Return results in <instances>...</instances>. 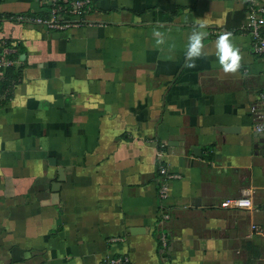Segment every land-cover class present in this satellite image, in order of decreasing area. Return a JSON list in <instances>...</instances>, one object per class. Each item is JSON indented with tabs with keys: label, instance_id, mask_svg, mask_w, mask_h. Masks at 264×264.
Masks as SVG:
<instances>
[{
	"label": "crops",
	"instance_id": "crops-1",
	"mask_svg": "<svg viewBox=\"0 0 264 264\" xmlns=\"http://www.w3.org/2000/svg\"><path fill=\"white\" fill-rule=\"evenodd\" d=\"M92 1L66 17L78 24L48 29L15 16L49 15L50 0H0L18 59L0 77V264H264L251 112L264 56L241 31L247 0ZM193 30L204 48L188 67ZM221 30L240 51L235 72L215 55ZM160 164L179 174L163 202Z\"/></svg>",
	"mask_w": 264,
	"mask_h": 264
},
{
	"label": "built area",
	"instance_id": "built-area-1",
	"mask_svg": "<svg viewBox=\"0 0 264 264\" xmlns=\"http://www.w3.org/2000/svg\"><path fill=\"white\" fill-rule=\"evenodd\" d=\"M51 9L49 15H16L15 19L25 21L30 24L46 27L48 29H63L65 27L78 24V20H68L67 16H81L88 11L93 4L92 0H50ZM242 33L249 34L252 37L253 48L256 53L264 56V3L260 0H247L246 20L241 28ZM223 30H221L222 32ZM226 32V31H223ZM13 51L6 40L0 37V77L4 72L18 61L8 57L7 54ZM259 101L252 105L251 112L254 122V129L257 132H264V91L260 92ZM158 156H163V151H158ZM179 177V174L170 170L165 164L158 166L157 181L159 184L158 198L164 201L170 193V181ZM251 189H243V194L247 195ZM241 200L229 198L222 202L224 207L238 206ZM170 213L163 210L159 219L160 223H164L170 218ZM255 229L264 233L263 229L258 225H253ZM164 245H167V237L163 233L161 236ZM127 257H108L106 264H123L127 263Z\"/></svg>",
	"mask_w": 264,
	"mask_h": 264
},
{
	"label": "clouds",
	"instance_id": "clouds-1",
	"mask_svg": "<svg viewBox=\"0 0 264 264\" xmlns=\"http://www.w3.org/2000/svg\"><path fill=\"white\" fill-rule=\"evenodd\" d=\"M200 27L203 28L204 25H200ZM230 37L231 33L225 32L219 35L215 41V55L225 73L235 72L239 68L241 59L240 51L233 44ZM203 40L204 33L198 30H193L188 37L186 57L190 62L186 66H194L193 58L200 57L203 54Z\"/></svg>",
	"mask_w": 264,
	"mask_h": 264
},
{
	"label": "water",
	"instance_id": "water-1",
	"mask_svg": "<svg viewBox=\"0 0 264 264\" xmlns=\"http://www.w3.org/2000/svg\"><path fill=\"white\" fill-rule=\"evenodd\" d=\"M59 176L58 178L52 182V192L54 193V195L56 197H59V191H60V188H61V184H62V181L65 179V175H64V169L63 167H60L59 170ZM54 197V196H52ZM50 202H53V201H50Z\"/></svg>",
	"mask_w": 264,
	"mask_h": 264
},
{
	"label": "trees",
	"instance_id": "trees-1",
	"mask_svg": "<svg viewBox=\"0 0 264 264\" xmlns=\"http://www.w3.org/2000/svg\"><path fill=\"white\" fill-rule=\"evenodd\" d=\"M7 86V83L4 84V82H0V91L3 90Z\"/></svg>",
	"mask_w": 264,
	"mask_h": 264
}]
</instances>
